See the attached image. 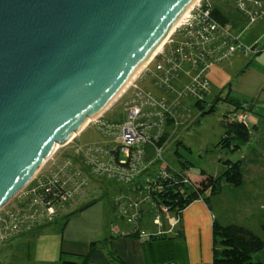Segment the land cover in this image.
Returning a JSON list of instances; mask_svg holds the SVG:
<instances>
[{
	"label": "water",
	"instance_id": "1",
	"mask_svg": "<svg viewBox=\"0 0 264 264\" xmlns=\"http://www.w3.org/2000/svg\"><path fill=\"white\" fill-rule=\"evenodd\" d=\"M194 2L0 0V208L121 96Z\"/></svg>",
	"mask_w": 264,
	"mask_h": 264
},
{
	"label": "rangeland",
	"instance_id": "2",
	"mask_svg": "<svg viewBox=\"0 0 264 264\" xmlns=\"http://www.w3.org/2000/svg\"><path fill=\"white\" fill-rule=\"evenodd\" d=\"M200 2L217 6L223 13L227 14L230 22L235 23L232 28L233 34L239 36L241 43L250 49L247 52H238L228 60L209 66L204 74L209 88L203 100L204 108L202 110L195 105V98L191 99L184 96L180 100L178 125H167L168 129L165 128L166 131L162 138L161 159L158 158L144 170H141V174H139L141 176L132 178L131 183L122 184L115 180L102 179L93 174L90 168L89 172L92 173L88 175L82 155L85 148L92 147L93 149L97 146L106 150L109 149V152L112 151L115 138L111 137L110 130L106 128H115L118 126L117 124L123 122L125 118L124 101L131 95V92L133 93V90L140 88L143 91L152 92L159 97L165 96L167 100H171V93L163 94L153 84L152 78L148 75L142 78L144 76L142 73L134 79L129 91L119 96L100 117L88 122L84 129L68 143L59 146L40 171L7 205L13 203L20 196L24 197L22 196L24 193H26L27 200H30V197L34 196L32 190L36 182H44L46 176L54 175L50 179L52 180L53 177L60 175L57 173L64 171L66 175L61 174V178L63 179L64 176L70 181H66L70 188L75 186L80 190L78 193L84 189L85 192L89 190L90 195L92 194L95 199L103 203L107 226L113 227V229L116 226L123 229L121 224L128 226L126 220L122 219V213L118 210L119 204L124 199L132 202L140 200L141 203L144 200L145 203L142 208L144 221L148 225L147 227L154 229L155 224H152L154 215L148 211L150 210V201L145 200L146 192H137V195L129 193L127 197H122L118 201L119 189L122 190L131 185L138 186L148 178L147 176L153 177L163 167L182 171L193 180H197L200 179L202 173L220 175L225 169V161L227 160H241L246 183L244 182L245 184L243 183L238 187L224 184L222 191L217 195L209 196V200L215 215L219 216L224 224H246L255 233L264 236L261 229V224L264 223V193L260 194L264 190V19L251 22L242 19L238 13L237 0H201ZM257 51L259 52L257 53ZM152 67L153 64L150 68ZM181 78V81L175 84L176 91L183 90L190 80L184 76ZM217 97L219 99L214 104ZM226 97L249 105L250 109L245 110L247 125L250 128L257 125L261 129L259 132L253 130L254 135H252L249 145L237 141L239 148L235 150L219 145L224 134L223 117L226 112L233 115L231 104L224 100ZM213 104L214 111L202 114L207 112ZM79 149L81 153L77 152ZM147 151L149 153L143 158V163L149 160V156H153L151 149ZM165 168L163 169L165 170ZM253 173L256 174V179H252V175L250 176ZM95 176L97 178H94ZM70 177L77 178L76 182L74 183ZM77 196L76 193L75 197ZM86 201H90L89 195L83 199L82 203ZM72 203L67 205V209ZM113 205H116L117 208L110 211L109 208ZM54 214L55 217L50 214V218L54 217L50 222L51 224L46 222L36 224L31 232L23 233L19 238L12 239L9 245L8 243L2 245L0 264H59L58 243L64 224L63 210L57 211L56 209Z\"/></svg>",
	"mask_w": 264,
	"mask_h": 264
},
{
	"label": "built area",
	"instance_id": "3",
	"mask_svg": "<svg viewBox=\"0 0 264 264\" xmlns=\"http://www.w3.org/2000/svg\"><path fill=\"white\" fill-rule=\"evenodd\" d=\"M200 1L184 13L136 76L143 73L142 78L146 75L151 77L153 84L163 94L171 93V100L140 88L133 90L124 101L123 122L115 128H106L110 130L109 134L113 135L111 137L115 138L112 151L98 146L93 149L85 148L82 155L88 175L93 172L97 176L124 183H131L133 179L138 178L141 170L158 158L161 159L164 133L168 126L178 125L180 100L184 96L195 98L194 100L204 99L208 93L209 84L204 74L209 66L250 49L241 43L239 36L233 34L231 23L217 20L212 14L211 5ZM237 8L249 22L264 19V0H237ZM152 64L153 67L150 68ZM183 76L190 80L183 90L176 91L175 84L179 83ZM133 83L126 87L122 94L127 93ZM234 118L238 122H246V113L238 112ZM147 145L153 147V157L143 163ZM77 152L81 153L80 149ZM163 168L153 177L147 176L145 181L150 182L160 174L167 175V169ZM57 174L60 175L52 180L50 179L54 175H49L44 182L35 183L31 201L27 200L24 193L22 196L25 198L20 196L7 207L10 199L4 205L5 208H0V247L20 234L31 232L36 224L52 221L56 209L64 210L68 203L77 200L76 198L81 196L80 193L85 192V185L80 193L75 186L70 188L69 183L67 184L70 181L64 176L61 178L64 171ZM71 178L75 183L77 178ZM143 191L149 197L147 186ZM162 212H167V209L163 207L156 218H159ZM50 214L54 217L50 218Z\"/></svg>",
	"mask_w": 264,
	"mask_h": 264
},
{
	"label": "crops",
	"instance_id": "4",
	"mask_svg": "<svg viewBox=\"0 0 264 264\" xmlns=\"http://www.w3.org/2000/svg\"><path fill=\"white\" fill-rule=\"evenodd\" d=\"M253 130L261 131L257 125L250 128V137L245 142L248 145L252 139V135H254ZM145 149L149 150L152 148L147 146ZM151 154H153L152 150ZM151 157L149 156V160ZM253 174H250V176L252 175V179H256V174ZM94 178L97 177L95 176ZM101 178L105 179L104 177ZM245 180L244 177V182ZM117 183L128 184L124 182ZM137 188L138 186L131 185L125 189H119L118 201L122 197H127L129 193L137 195V192H144L143 189L136 190ZM256 188L259 187L256 186ZM261 192L260 194H263L264 190ZM81 195L83 196L73 201L65 212L67 214L78 210L66 222L64 220L58 243L59 252L68 254L67 259H73L74 256L87 253L92 241L107 240L105 242L106 248L112 249L125 264H210L212 262V224L214 220L221 224L224 223L221 222L219 216L215 215L210 200L208 203L203 199L191 202L182 211L179 218L169 211L162 212L160 217L156 218L158 211L155 208L154 202L145 194V200L150 201V204L147 202L150 207L148 211L154 215L152 224H155L156 228L151 229L147 227L148 225L144 221L142 209L145 203L143 202L144 200L141 203L140 200L132 202L124 199L119 204L118 210L122 213V219L126 220L128 226L121 224L123 229L117 226L113 229V227L107 226L105 223V207L99 200L79 210L81 206L89 202L82 203L87 195H89L90 200L95 199L92 194L90 195L89 190L83 192ZM116 208L117 206L113 205L109 210L111 211ZM243 225L248 226L246 224ZM178 230L182 232V235L171 237L176 235ZM131 232H138L139 235L132 236L130 235ZM151 235H162L164 237L149 239ZM260 235L262 236V234ZM10 243L11 241L8 242V245ZM256 257L264 262V249L258 252ZM109 263V257L103 244H100L91 253L87 262V264Z\"/></svg>",
	"mask_w": 264,
	"mask_h": 264
},
{
	"label": "trees",
	"instance_id": "5",
	"mask_svg": "<svg viewBox=\"0 0 264 264\" xmlns=\"http://www.w3.org/2000/svg\"><path fill=\"white\" fill-rule=\"evenodd\" d=\"M211 10L213 16L217 20L231 23L232 27L234 26L235 23L230 22L229 16L223 13L219 7L212 5ZM238 13L242 19H246L240 11H238ZM258 52L259 51H257V53ZM218 99L219 97L216 98L214 104ZM203 100L204 99L195 100V105L201 110L204 108ZM224 100L225 102L231 104V112L233 115L226 112L223 117L222 123L224 127V134L219 141V145L230 150H235L239 148V144L236 143L237 141H248L250 137V128L246 122H238L234 116L238 112H245V110H249L250 106L246 103L232 100L229 97H226ZM214 104L210 106L207 112H203L202 114L214 111ZM158 145H160V143H158ZM147 146L152 148L151 145ZM151 150L153 151V149ZM147 153L148 151L146 150V154ZM166 169L168 171L167 175L160 174L159 177L153 178L150 182H146L144 180L142 183L138 184V188L136 190L144 189L147 186L149 198L154 202L157 211L160 212L162 211V208L165 207L167 212H173L178 218L181 216L182 211L191 202L197 199H203L208 203L210 199L209 196L211 197L219 194L222 191L224 184L238 187L244 182L241 160H227L225 161V169L220 175L202 173L200 179L197 180H193L182 171L170 170L168 167ZM53 199H55V197ZM97 201L98 199L90 200L81 206L79 210H82L87 207L88 204L95 203ZM10 205H7V207ZM66 209L67 206L63 210V214L66 212ZM77 212L78 210L67 214L65 213L63 215V219L66 222L71 215ZM50 222L51 221H47L46 223L51 224ZM261 229L264 233V223L261 224ZM22 235L23 234H20L16 237ZM130 235L137 236L139 233L131 232ZM181 235L182 232L178 230L176 235L171 237H179ZM162 237L164 236L151 235L149 239H159ZM12 239L8 242L12 241ZM106 241L107 240L92 241L87 253L74 256L73 259H67L68 254L61 252L60 264H87L91 253L100 244H103V247L106 249L110 261L109 264H125L112 249L106 248ZM263 249V238L255 233L250 227L236 223L224 225L216 220L213 221L212 262L210 264H264L262 260L256 257V254L261 252Z\"/></svg>",
	"mask_w": 264,
	"mask_h": 264
},
{
	"label": "bare ground",
	"instance_id": "6",
	"mask_svg": "<svg viewBox=\"0 0 264 264\" xmlns=\"http://www.w3.org/2000/svg\"><path fill=\"white\" fill-rule=\"evenodd\" d=\"M198 1H199V0H195V2H194L193 4H195V3L198 2ZM193 4H192V5H193ZM192 5H191V6H192ZM191 6H190V7H191ZM190 7H189V8H190ZM189 8H188V9H189ZM188 9H186V10L182 13V15L180 16V18L178 19V21L175 23V26H176V24L179 22V20L182 18V16L184 15V13H186V11H187ZM169 34H170V33H169ZM163 41H164V40H163ZM163 41L160 43V45L163 43ZM160 45H159V46H160ZM159 46H158V47H159ZM158 47L156 48V50L158 49ZM156 50H155V51H156ZM155 51H154V52H155ZM153 54H154V53H153ZM142 67H143V65L140 66V67L137 69V71L135 72V75L131 78V80L134 79V78L136 77V75L139 73V71L142 69ZM133 81H134V80H133ZM133 81H132V82H133ZM132 82H131V83H132ZM131 83H129V85H130ZM129 85H127V87H128ZM125 88H126V85L124 86V88L122 89V91H123ZM89 122H90V121H89ZM87 124H88V121H86V125H87Z\"/></svg>",
	"mask_w": 264,
	"mask_h": 264
}]
</instances>
